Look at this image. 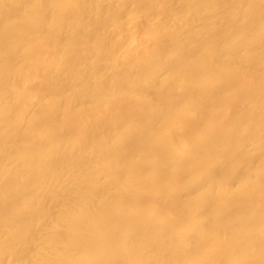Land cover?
I'll list each match as a JSON object with an SVG mask.
<instances>
[{"label": "bare ground", "instance_id": "bare-ground-1", "mask_svg": "<svg viewBox=\"0 0 264 264\" xmlns=\"http://www.w3.org/2000/svg\"><path fill=\"white\" fill-rule=\"evenodd\" d=\"M0 264H264V0H0Z\"/></svg>", "mask_w": 264, "mask_h": 264}]
</instances>
